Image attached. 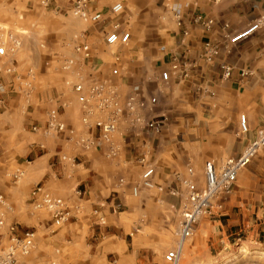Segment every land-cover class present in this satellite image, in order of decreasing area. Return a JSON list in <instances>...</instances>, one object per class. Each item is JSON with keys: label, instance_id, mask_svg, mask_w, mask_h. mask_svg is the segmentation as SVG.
<instances>
[{"label": "crops", "instance_id": "obj_1", "mask_svg": "<svg viewBox=\"0 0 264 264\" xmlns=\"http://www.w3.org/2000/svg\"><path fill=\"white\" fill-rule=\"evenodd\" d=\"M61 2L69 8L70 5L74 6L75 0H46V6L51 5L58 11L62 9ZM91 2H94L93 13H101L104 17L100 23L93 24L95 27L91 29V38L99 39L105 46L106 35L117 24L121 25L122 31L131 34L129 46L117 53L122 59V93L137 91L147 97H157L159 104L156 113L167 116L169 122L159 134L142 137L130 134L123 140L119 139L121 155L116 159L107 158L99 148L93 152L76 149L69 133L55 137L52 143L45 136L37 138L36 145L29 149L35 154L32 167L27 172L30 175L27 183L30 185L23 190L42 184L44 188L68 198L74 205V218L66 227L70 232L72 226L75 230L76 227L81 229L85 223L105 225L118 209L135 207L130 203V197H135L134 189L141 183L140 180L135 183V179L142 170L139 166L142 158L155 167L154 180L159 184L158 200L176 209L179 207V196L187 194L183 180H192L198 188L203 189L206 185L205 168L204 178L201 175L203 163H219L227 157L239 156L245 145L264 128V104L255 108L258 101L263 102V98L259 100L258 97L264 91V28L239 45L230 44L228 38L245 31L259 18L264 8L263 1ZM116 3H122L125 7V14L117 18L111 14ZM177 8L180 10L179 18L175 13ZM199 15L205 21L213 20V25L205 28L197 21ZM208 45L220 51L212 64L203 59ZM93 56L92 62L95 65L102 63L104 72L108 73L113 61L99 63L100 60ZM106 65L109 66L108 71ZM226 67L232 69L229 78ZM166 71L170 74V80L165 84L161 75ZM244 72H249V76L244 78ZM59 105L62 106V103ZM64 108L62 121L76 133H83L80 109L78 123V118L68 114L65 105ZM16 109L13 107L7 111L15 112ZM241 110L249 111L245 115L251 132L242 137V145H245L238 149L236 137H239L240 119L236 117L232 125L220 121L217 128L212 129V124L205 123V113L219 111L234 115ZM65 154L68 156L66 159L78 160L79 164L69 169L60 160ZM189 167L194 169L193 176L188 174ZM119 179L125 180V184L118 183ZM74 188L78 191V197L71 195ZM254 215L263 225L264 151L240 174L225 204V212L208 217L210 220L205 221L204 226H217L222 223V217L228 216L229 219L225 221L237 226L236 230L240 233L248 231L250 218Z\"/></svg>", "mask_w": 264, "mask_h": 264}, {"label": "rangeland", "instance_id": "obj_2", "mask_svg": "<svg viewBox=\"0 0 264 264\" xmlns=\"http://www.w3.org/2000/svg\"><path fill=\"white\" fill-rule=\"evenodd\" d=\"M76 2L69 8L61 2L62 9L56 11L51 5L46 6V0H0V36L7 32L10 37L5 35L4 38L9 41L12 37L8 42L11 47L18 45L16 40L20 42L16 54L11 55L7 64L12 73L0 78L4 101V107H0V221L4 222L0 227V240L2 238V243L7 244L13 235L23 238L27 233H34L32 253L18 258L17 264H167L165 256L180 243L178 232L184 194L180 193L179 207L173 209L158 200L159 184L154 182L153 188L130 197L134 208L118 209L105 225L85 223L82 230L72 226L70 232L66 227L72 220L56 225L53 211L38 206L44 199L43 193L74 209L68 198L42 184L23 190L30 185L27 172L35 156L29 149L36 145L38 137L45 136L50 143L57 137L46 132L47 115L55 110L61 113L65 105L67 113L78 118L79 123L80 104L73 88L87 81L89 73L84 55L77 51L79 47L88 45L99 63L108 64L114 60L112 52H107L99 39L91 38V29L95 26L77 14ZM93 5L90 0L91 13ZM105 69L108 71L109 66ZM258 99L263 102L258 101L255 108L264 104V91ZM13 107L18 109L7 111ZM248 113L247 110L234 115L206 112L205 123L212 124V129L217 128L220 121L232 125L236 117L240 119ZM81 126L84 129L82 123ZM236 143L238 149L245 145L244 139L242 145V137H236ZM60 160L69 169L79 164L71 158ZM139 163L142 170L135 183L143 171L141 161ZM204 168L205 163L202 178ZM73 190L71 195L78 197V191ZM222 219L217 226H204V222L210 220L208 217L199 221L197 231L186 242L189 251L187 254L183 251L178 264H264V224H260L256 215L250 218L248 231L240 233L237 226L225 221L228 216ZM49 221L51 225L47 224ZM241 247L245 253H241Z\"/></svg>", "mask_w": 264, "mask_h": 264}, {"label": "built area", "instance_id": "obj_3", "mask_svg": "<svg viewBox=\"0 0 264 264\" xmlns=\"http://www.w3.org/2000/svg\"><path fill=\"white\" fill-rule=\"evenodd\" d=\"M76 12L84 20L91 21L93 24L104 20L101 13H91L89 10L90 0H76ZM264 2V0H261ZM177 18L180 17V10L175 9ZM113 17H121L125 14V7L117 3L112 7ZM197 21L210 28L214 21L203 20L199 15ZM180 24V19H179ZM227 27V26H226ZM264 28V8L259 18L245 31L229 36V42L233 45H239L244 41L253 38L261 29ZM6 33V34H5ZM4 35V36H3ZM8 35L3 32L0 36V78L3 75L12 73L9 68L11 55H15L18 45H9ZM4 38V39H3ZM131 34L128 31H122L120 24L114 26V30L106 35L105 46L107 51L113 53V62L108 73L103 71V66L95 65L93 61L92 49L88 45L80 46L77 50L84 55L87 62L89 73L87 81L74 86L73 92L80 104L81 123L85 131L82 134L76 133L73 128H69L61 119L59 110L51 111L46 121V132L55 134L57 137L70 135V141L74 143L76 149L89 150L99 148L104 156L110 159H116L121 155V146L119 139L123 140L127 135L134 134L136 137L161 133L169 122L167 116H159L156 108L159 104L155 96H145L140 92H131L123 94L121 91L120 77L122 69V59L118 56V51L129 46ZM9 46L11 48H9ZM220 55L217 48L208 45L205 47L203 59L206 63L212 64ZM8 64V65H7ZM226 76H232V69L226 67ZM249 72L242 73V76L248 77ZM186 77L187 75L184 74ZM163 83H168L170 74L164 72L161 75ZM3 87L0 86V107H4V101L1 99ZM34 130H37L35 128ZM251 132L246 115L240 117L239 137H246ZM264 151V128L258 131L254 140L247 143L239 156H231L219 163L208 161L205 164L206 185L200 189L192 180H183V185L187 189V194L181 205L182 220L179 224V246L184 245L193 237L199 221L203 217H211L219 212H223L226 201L232 193L233 186L237 183L240 174L250 165L252 160ZM68 156L63 155L62 159ZM143 171L140 179V185L134 189L135 195H138L141 189H151L154 187L155 167L142 158ZM188 174L194 175V169L188 168ZM120 184H125L121 179ZM38 191H42L39 189ZM39 207L45 206L53 211V221L56 225H64L73 218V209L65 202L52 199L49 195H44ZM118 211V210H117ZM4 225L0 221V227ZM14 228H12L13 230ZM2 240V238H1ZM0 240V264H17L18 258L30 255L35 247L34 233H27L23 238L12 236L10 242L2 243ZM182 251L173 250L165 256L167 264H178L181 260Z\"/></svg>", "mask_w": 264, "mask_h": 264}, {"label": "bare ground", "instance_id": "obj_4", "mask_svg": "<svg viewBox=\"0 0 264 264\" xmlns=\"http://www.w3.org/2000/svg\"><path fill=\"white\" fill-rule=\"evenodd\" d=\"M186 243H184V245H181V247L180 246H178L177 248H175L176 250H180V251H182V253H183V251H184V253L183 254H187V252L189 251V246L186 244ZM184 246H185V249H184ZM174 249V250H175ZM191 249V248H190ZM240 250H241V253H245V250H244V248H240ZM181 253V254H182Z\"/></svg>", "mask_w": 264, "mask_h": 264}]
</instances>
